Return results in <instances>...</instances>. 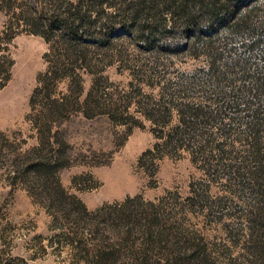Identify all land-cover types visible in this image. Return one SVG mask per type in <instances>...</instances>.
Masks as SVG:
<instances>
[{
    "label": "rangeland",
    "instance_id": "obj_1",
    "mask_svg": "<svg viewBox=\"0 0 264 264\" xmlns=\"http://www.w3.org/2000/svg\"><path fill=\"white\" fill-rule=\"evenodd\" d=\"M0 264H264V0H0Z\"/></svg>",
    "mask_w": 264,
    "mask_h": 264
},
{
    "label": "trees",
    "instance_id": "obj_2",
    "mask_svg": "<svg viewBox=\"0 0 264 264\" xmlns=\"http://www.w3.org/2000/svg\"><path fill=\"white\" fill-rule=\"evenodd\" d=\"M182 12H184V13H185V12H186V10H185V9H182ZM72 28H73V27H72ZM71 31H74V28H73Z\"/></svg>",
    "mask_w": 264,
    "mask_h": 264
}]
</instances>
